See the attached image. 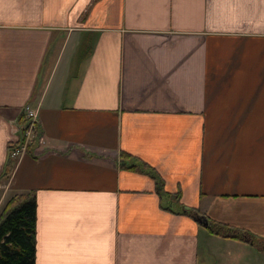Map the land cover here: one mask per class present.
<instances>
[{
  "label": "crops",
  "instance_id": "crops-1",
  "mask_svg": "<svg viewBox=\"0 0 264 264\" xmlns=\"http://www.w3.org/2000/svg\"><path fill=\"white\" fill-rule=\"evenodd\" d=\"M25 108L0 207L33 192L35 264H264V0H0V175Z\"/></svg>",
  "mask_w": 264,
  "mask_h": 264
},
{
  "label": "trees",
  "instance_id": "trees-1",
  "mask_svg": "<svg viewBox=\"0 0 264 264\" xmlns=\"http://www.w3.org/2000/svg\"><path fill=\"white\" fill-rule=\"evenodd\" d=\"M91 53V51H90ZM25 113L21 115L20 140L10 146V155L21 148L25 141L26 122ZM27 153L31 154L33 146L28 145ZM9 156L4 170L0 175V182L8 180L12 175L15 162ZM120 167L128 171H135L150 177L156 185V194L160 208L170 213L185 214L192 218L199 217L197 211H188L181 203L180 191L170 194L164 189V183L156 171L147 164L134 160L125 152L119 154ZM209 233L224 238L247 242L262 247L263 242L242 229L233 228L220 223H210ZM36 237V204L33 192L12 197L0 213V264H35Z\"/></svg>",
  "mask_w": 264,
  "mask_h": 264
},
{
  "label": "rangeland",
  "instance_id": "rangeland-1",
  "mask_svg": "<svg viewBox=\"0 0 264 264\" xmlns=\"http://www.w3.org/2000/svg\"><path fill=\"white\" fill-rule=\"evenodd\" d=\"M91 43L89 44V45H83V47L80 49V50H78L77 52H76V54H75V56H74V69L75 70H77V68H78V60H77V58L78 59H80V58H84V57H87V56H89V54H90V51H91ZM81 56V57H80ZM35 115H36V113H34ZM37 118V117H36ZM35 118V119H36ZM24 122H26V129H25V133H26V131L28 130V126H30V124H31V119L30 118H26L25 120H23ZM36 122H35V124H34V126H35V128L33 129V131L32 132H30V134H25V141H24V144H23V150H19L20 151V153H27V146L28 145H31L32 144V146L34 147L36 144H37V141H38V139H39V133H38V123H37V119L35 120ZM21 125V124H20ZM20 153L18 154V156L17 157H15V158H11L12 160H14V162H15V160H18V157H19V155H20ZM3 181V180H2ZM2 208H4V207H0V213H1V211H2Z\"/></svg>",
  "mask_w": 264,
  "mask_h": 264
},
{
  "label": "built area",
  "instance_id": "built-area-1",
  "mask_svg": "<svg viewBox=\"0 0 264 264\" xmlns=\"http://www.w3.org/2000/svg\"><path fill=\"white\" fill-rule=\"evenodd\" d=\"M24 113H25V119L26 118H30L31 119V124H30V126H28V130L26 131V133L25 134H30V132H32L33 131V129L35 128V126H34V124H35V118H36V115L34 114V112H32L31 110H29L28 108H25L24 109ZM23 150L24 148H23V146L21 147V148H19L18 150H15L13 153H12V155H11V158H15V157H17L18 156V154L20 153V151L19 150Z\"/></svg>",
  "mask_w": 264,
  "mask_h": 264
},
{
  "label": "water",
  "instance_id": "water-1",
  "mask_svg": "<svg viewBox=\"0 0 264 264\" xmlns=\"http://www.w3.org/2000/svg\"><path fill=\"white\" fill-rule=\"evenodd\" d=\"M205 225H206V223H205Z\"/></svg>",
  "mask_w": 264,
  "mask_h": 264
}]
</instances>
